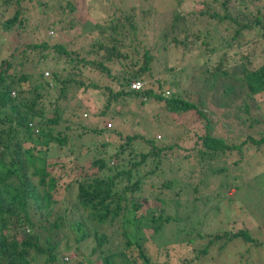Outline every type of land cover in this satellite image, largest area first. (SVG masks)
Returning a JSON list of instances; mask_svg holds the SVG:
<instances>
[{"label":"trees","instance_id":"1","mask_svg":"<svg viewBox=\"0 0 264 264\" xmlns=\"http://www.w3.org/2000/svg\"><path fill=\"white\" fill-rule=\"evenodd\" d=\"M61 1L64 4L56 1L52 18L45 19L46 28L55 32L50 44L47 40L26 44L9 41L0 60V264H198L212 253L211 249L223 256L220 264H224L231 245L235 250L233 241L260 246L262 243L248 229L206 236L191 228L194 235L187 232L184 236L191 238L182 240V249L189 256L173 254L168 245L157 244L160 238H168L166 228L176 235L180 222L178 209L170 214L163 211V206L168 208L164 201H170L169 196L181 198L184 208L189 207V217L195 223L203 220L207 198L198 188L206 185L212 174L221 175L220 193L225 187L241 185L243 182H238L239 178L227 168V156L234 159L231 165L245 164L248 169L254 157L261 158L264 129L246 130L231 138L213 136L208 131L207 114L201 109L200 90L191 97L187 92L181 95L169 68L165 73L170 82L167 75L150 80L152 54L138 38L137 17L138 13L148 15L151 9L138 10L130 5L125 14L124 9L114 8L111 18L101 25H91L92 36L85 38L83 33L73 31V16L67 17L73 12V5L68 0ZM173 1L176 6L171 23L160 39H169L173 47L183 50L195 49L205 67L201 72L203 85L231 78L242 90V111L248 113V106L254 104L262 107L264 118V0H197L198 11L187 12L192 21L177 12L182 0ZM26 2L46 7L42 0H0V32L6 38L13 33L20 35L27 19L22 16ZM9 7L12 11L5 18ZM195 23L204 25V31L191 30ZM55 36L58 40H53ZM87 40L90 42H84ZM39 64L48 67V78L33 70V65ZM26 68L33 72L24 71ZM94 75L99 78L94 79ZM99 79L108 83L101 85ZM132 81L144 85L132 90ZM167 89L171 91L168 97L163 95ZM96 94L102 101L101 113L112 101L124 103L136 98L142 104L152 100L171 114L172 120L199 124L195 128L202 134L196 136L194 146L182 156L170 153L177 144H160L161 139L131 134L121 139L106 159L93 157L86 164L78 161L80 154L67 163L41 159V152L50 145L63 148L65 155L73 154L68 131L76 125L72 117L78 108L67 107L68 102ZM79 129L77 138L102 130L84 126ZM79 147L88 152L87 146ZM246 157L251 161H246ZM191 162V171L198 175L194 184L178 185L175 178L162 174L164 167L180 170ZM144 166L149 168L144 170ZM141 169L144 175L140 174ZM155 170H159L161 181L158 191L156 185L153 191L149 184L155 181L149 178ZM263 177L264 159L254 165L253 174L247 178L251 183ZM146 183L149 191L144 194ZM58 194L61 196L56 197ZM150 199L153 204L147 205ZM259 202L258 197L257 205ZM135 221L150 229L149 235L139 241L130 238L126 231V226ZM150 246L155 248L154 253ZM72 252L74 257H68ZM242 264H264V260L250 262L247 255Z\"/></svg>","mask_w":264,"mask_h":264},{"label":"rangeland","instance_id":"2","mask_svg":"<svg viewBox=\"0 0 264 264\" xmlns=\"http://www.w3.org/2000/svg\"><path fill=\"white\" fill-rule=\"evenodd\" d=\"M42 1H46V7L39 8L32 2L24 3L25 6L22 5V16L27 19L24 27L19 31L20 35L17 36L13 33L6 38V36L0 32V60L5 56L6 44L9 41H19V43L26 44L47 40L49 44L51 43V38L55 35V32L50 27L46 28L45 19L46 17L52 18V13L56 12V1L58 3L62 1L53 0L54 3L52 0ZM68 1L71 2L74 9L70 15H67V8H65V14L68 18L73 16V18H71L74 23L72 27L73 31L83 33L85 38L92 36V33H89V31L93 29L91 25H101L111 18V11H113L114 8L124 9L125 14L126 11L129 10L130 5H133L132 7L138 10L142 9L147 11L151 9L148 15L138 13L137 17V22L139 24L138 38L141 40L144 48L149 49L152 54V60L149 64L150 80L153 81L161 76L166 77L167 73H165V70L169 68V70L175 74L176 82H178L176 89L181 95L187 92L189 97H191L200 90L199 93L201 95V101L203 102L201 109L207 114L208 122H210L208 131L213 136L231 138L240 133H244L246 130L254 129L255 131H263L264 125L262 122L264 118L263 115H261L262 107L259 108L254 104H250L248 106V113H244L241 109L243 97L242 90L237 83H234L231 78H221L214 83L210 84V82H207L206 85H203L201 82V72L205 67L202 66V61H200L202 58H198V52L195 49L187 51L183 50L180 46L173 47V45L168 42L169 39L163 41L162 38L160 39L162 33L171 23V14L173 8L176 6L173 0ZM181 2L177 12H181L187 20L192 21V17L189 16L187 12L198 11L199 7L196 4L197 0H182ZM62 4H64V2H62ZM110 4L113 6H110ZM11 11L12 8L9 7L5 18L9 17ZM41 11L45 12L46 15L42 14ZM197 28L204 31V25L199 23L190 26L191 30H196ZM72 35L73 34H70L69 38H71ZM53 40H58V37L55 36ZM58 42L61 43L62 38H60ZM84 42L90 41L87 40ZM193 67L196 68V71H194ZM47 68V66L41 64L33 65V70H39V72H42V75L45 72L49 74ZM33 70L26 68L24 71L33 72ZM43 78H48V75H43ZM93 78L98 79L99 77L94 75ZM166 78L170 82L168 75ZM99 83L101 85H106L108 81L106 79H99ZM167 90L163 92V95L166 97L171 93L169 89ZM75 99L76 98L69 100L67 106L69 108L75 106L78 108V113L72 117V121L76 123V125L72 127L74 130L70 129V131H68V141L70 142V148L73 154H70V156L65 155V150L63 148L59 149L56 146L50 145L47 150L42 151L40 154V158H46V162L67 163L77 154H80L78 161L82 164H86L90 159L92 160L93 157L101 156L106 159L115 152L121 139L131 134H140L144 136V138L149 139H161V142H159L160 144L168 143L172 146L177 144L178 147H172L170 153L182 156L185 150L190 151L192 145L194 146L192 142L196 136L202 134L199 129L195 128L199 127V124H193L191 122L190 125H186L181 119L172 120V115L166 113L159 104L152 100L142 104L139 103L136 98H131L124 103H121V101H112L108 105L106 112L101 113L100 107H102V101L99 94L91 95L86 100L79 101L78 97L76 100ZM83 106H86L85 109ZM64 113L65 115L68 114V109L65 110ZM252 119H257L258 122H252ZM166 121H169V124H167ZM106 124H108L109 127H106ZM79 126H84L90 130L95 128H101L102 130L99 134H83L77 138L80 132ZM79 145L87 146L89 148L88 152L85 153L83 148H78ZM94 146L97 148H93ZM100 148H103V150H100ZM98 151L102 155H98ZM248 158L249 157H246V161L250 162L251 159ZM254 159L252 166H248L247 169L245 164H238V166L231 165L234 159L231 158V156H227V163L230 164L227 168L233 176L239 178L238 182H243L241 185L233 186V188L225 187L220 193L219 181L221 175L212 174V176L207 178V184L198 188L203 191L202 196L207 198L204 203L205 216L203 220L198 221V223H195V221L189 217V207L187 210L184 208L181 198L178 200L174 196H169L168 198L170 201H164L170 210L166 206L162 208V206L156 204L157 206L159 205L158 207H161L166 214H170L174 209H178L176 215L180 220L176 228L177 234L175 235L174 232L166 228L165 232L168 238H160L157 244L168 245L173 249V254L178 252L180 255L183 253L185 256H189L188 252L182 249V240L191 238V235L184 236L185 233L191 232V228L193 230H199L202 235L206 236L222 233L225 230L235 232L239 229H248L252 237L262 244L253 247L249 246V244H243L239 240L233 241L232 244L235 250L232 251L231 245L230 252L224 264H235L236 261L242 264V262L247 260V255L250 256V262L256 263V261L264 260V204H259L260 202H264V177L262 179L257 178L251 183H249L247 178L253 174L254 165L257 164L259 160L264 159V150L261 158L254 157ZM192 165H194V162L185 163L180 170L164 167L162 174L164 173L168 178H175V180H177L175 184L178 185H183L186 182L194 184L198 175L194 174L196 172L191 171ZM146 168L149 167L144 166V170ZM144 170L141 169L140 174L144 175ZM158 171L159 170H155L149 177L155 179V181L149 182L153 191L155 185V191L160 189L161 181L157 173ZM191 176L193 178L190 180ZM156 177L158 180H156ZM144 188L143 193L147 194L149 191L147 183L144 185ZM258 191L260 192V196L258 195ZM218 192L220 195L215 196ZM60 196L61 194L56 195V197ZM186 197L187 196L183 197V199ZM258 197L260 202L257 205ZM189 198L192 199V196ZM150 204H153L151 199L148 201L147 205ZM214 207L217 208L214 209ZM154 209L156 210L155 206ZM129 219L131 218L129 217ZM126 231L130 238L139 241L149 235L150 229L147 228L145 223L139 224V221H135L126 226ZM190 234L194 235L192 232ZM150 248L152 253H154L155 248L153 246H150ZM211 252L212 253H209L206 257L201 258L198 264H220V261H224L222 258L223 256L219 257L216 255L215 249H211ZM73 255L72 252L67 256L74 257ZM64 260H66V258ZM66 263H68V261Z\"/></svg>","mask_w":264,"mask_h":264},{"label":"built area","instance_id":"3","mask_svg":"<svg viewBox=\"0 0 264 264\" xmlns=\"http://www.w3.org/2000/svg\"><path fill=\"white\" fill-rule=\"evenodd\" d=\"M44 76H47V73L46 72L44 73ZM142 85L143 84L140 81H132L130 83V89H132V90H138V89H140L142 87ZM107 127H108V125H107Z\"/></svg>","mask_w":264,"mask_h":264},{"label":"clouds","instance_id":"4","mask_svg":"<svg viewBox=\"0 0 264 264\" xmlns=\"http://www.w3.org/2000/svg\"><path fill=\"white\" fill-rule=\"evenodd\" d=\"M46 73H47V72H46ZM43 75H44V73H43ZM47 75H48V73H47ZM141 83H142V82H141ZM129 86H130V84H129ZM107 125H108V124H106V127H107ZM108 127H109V126H108Z\"/></svg>","mask_w":264,"mask_h":264}]
</instances>
